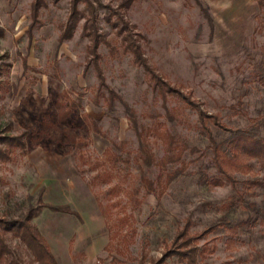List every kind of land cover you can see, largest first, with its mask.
Returning <instances> with one entry per match:
<instances>
[{"label": "rangeland", "instance_id": "obj_1", "mask_svg": "<svg viewBox=\"0 0 264 264\" xmlns=\"http://www.w3.org/2000/svg\"><path fill=\"white\" fill-rule=\"evenodd\" d=\"M88 1L96 12V34L104 41L95 59L83 31V3L73 18L70 0H0V220L19 219L28 205L37 209L31 224L56 264H137L145 252L147 259L160 257L162 243L185 219L192 231H202L232 192L228 184L213 186L200 178L208 141L195 110L175 97L162 101L129 54L110 51L118 45L117 16L153 72L171 88L222 125L258 128L261 134L264 85L257 70L264 65V31L255 0H131L127 8L121 7L126 0ZM97 71L119 98L112 111L97 96L106 95L104 88L97 92ZM124 106L140 125L159 115L178 140L198 150L186 152V174L160 196L147 194L139 180L132 161L137 139ZM165 108L178 111L174 122L162 117ZM112 143L122 144L112 151L127 155L129 162L118 163L108 179L95 180L104 162L109 166L105 151ZM153 153L161 157L159 145ZM142 168L155 182L157 167ZM234 178L261 181L263 187L248 198L262 199L264 169L255 165L253 174ZM112 187L117 192L107 195ZM40 193L42 204L68 206L78 217L39 208ZM97 201L110 208L108 225L116 227L108 229ZM123 216L127 223L119 222ZM258 230L253 225L234 235L219 230L214 240H201L214 247L203 264H264ZM4 243L20 263L37 264L18 238L6 233Z\"/></svg>", "mask_w": 264, "mask_h": 264}, {"label": "trees", "instance_id": "obj_2", "mask_svg": "<svg viewBox=\"0 0 264 264\" xmlns=\"http://www.w3.org/2000/svg\"><path fill=\"white\" fill-rule=\"evenodd\" d=\"M131 0H126L121 7L127 8ZM259 10L257 21L259 29L264 31V0H255ZM72 17L77 13V6L83 3L86 7L87 17H85L83 31L91 45L90 55L93 59L97 58V50L102 41L96 34V15L92 3L88 0H70ZM38 4L34 5V14ZM209 25L212 26V20L206 15ZM117 21L121 24L114 25L116 35L119 36L118 45L110 48V51L127 53L131 56L132 62L141 67L149 83L152 85L154 92L165 102L166 96L175 97L185 102V104L197 114V120L200 128L208 141V146L204 154L208 157V163L201 171L200 178L205 183L213 186H223L228 184L232 194L226 199L220 201L216 207L217 216L210 221L202 231L191 230V220L185 219L183 223L177 225L172 239L162 243V253L160 257L147 259V253H142L137 264H203L206 254L214 251L212 244L207 241L215 239L214 235L219 230H229L234 235L236 231H243L248 225L257 226L259 234L264 237V195L261 200L255 201L248 198L254 195V189L263 187L261 181L256 179H245L242 182L235 180V174H253V168L257 165L260 169H264V134L258 128H229L222 125L216 116L207 115L200 109L197 103L190 98L185 97L175 89L171 88L160 76L155 74L147 61L143 58L141 48L132 39L128 33V27L121 16H117ZM76 25V20L72 21L71 28ZM104 41H102L103 43ZM107 46V43H104ZM257 76L264 85V65L257 70ZM97 79L100 89L106 90V95L98 93L97 96L105 102L109 111L113 110L114 101L119 98L104 85L103 76L97 71ZM96 96V97H97ZM125 117L129 122V126L133 129L137 139V148L132 161L137 165L139 170V180L144 186L147 194L157 193V196L163 194L166 188L184 176L188 170L189 163L185 160L187 151L197 152L196 149H189L183 140H178L166 127L164 122H159L155 115L152 121L147 125H140L137 121L135 113L128 107L124 106ZM177 110L171 111L164 109L162 116L165 121L172 123L177 117ZM93 130H97L95 122L91 121ZM264 127V121L263 125ZM4 139H0V142ZM159 145L162 155L156 159L153 153V146ZM122 144H111V148L105 151V160L109 162L106 167L98 171L94 177L95 180H106L111 176V172L117 168L118 163L128 164V156L121 157L115 154L113 150H120ZM143 167H157L158 174L156 181L146 179ZM213 170L211 175L206 171ZM207 174H206V173ZM157 188V189H156ZM117 192L115 187L107 190V195H113ZM37 203L39 208H46L50 212L62 213L78 217L77 213L70 210L68 206H47L41 202V193L38 196ZM102 217L110 230L116 225H108L110 221V208L103 207L97 201ZM37 209L28 205L25 212L21 214L19 219L8 221L0 220V264H22L14 256L10 248L4 243V235L10 233L13 237L18 238L32 255L37 264H56L53 256L48 250L43 238L39 234L37 228L31 224L32 219L37 216ZM120 223H127L128 217L123 216L118 219ZM117 236V233L113 237ZM211 236V237H209ZM209 237V238H208ZM208 238L203 244L199 242ZM228 243H231L229 241Z\"/></svg>", "mask_w": 264, "mask_h": 264}]
</instances>
